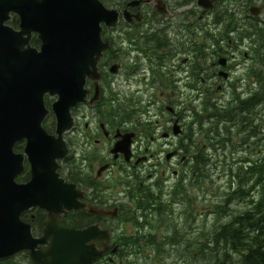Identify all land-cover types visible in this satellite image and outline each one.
Instances as JSON below:
<instances>
[{
    "label": "water",
    "instance_id": "obj_1",
    "mask_svg": "<svg viewBox=\"0 0 264 264\" xmlns=\"http://www.w3.org/2000/svg\"><path fill=\"white\" fill-rule=\"evenodd\" d=\"M10 12L19 17V32L3 28ZM114 18L96 0H0V260L27 251L29 264H89L101 253L94 249L103 245L96 231L58 227L60 213L81 206L74 186L57 178L55 160L65 154L60 136L70 125L69 109L82 101L85 78L97 77L105 47L98 26ZM31 33L39 52L28 46ZM47 94L58 99L52 105L57 139L40 127ZM23 140L32 179L16 185L21 159L12 148ZM30 207L47 212L36 239L19 219Z\"/></svg>",
    "mask_w": 264,
    "mask_h": 264
},
{
    "label": "flooded vegetation",
    "instance_id": "obj_2",
    "mask_svg": "<svg viewBox=\"0 0 264 264\" xmlns=\"http://www.w3.org/2000/svg\"><path fill=\"white\" fill-rule=\"evenodd\" d=\"M110 0H107L109 2ZM128 0H123L117 4H111V7L115 8L120 16H123V11L126 6V2ZM165 1V0H164ZM168 1V0H167ZM214 5H218V0H211ZM236 3L230 2V0H225L220 8V18L217 19H208L206 22L207 32L209 37L213 35L216 31L220 29L224 33L225 36L222 38H226L224 42L219 46V48H215L210 51L212 46H206V50L208 51V55L206 57V65L204 66V79H201L204 87L211 90L215 87V91L219 94L226 92L227 90H231V88H235L239 86V78H237L236 72L245 67L247 70V77L251 84H247L245 88H240L241 92H238L237 96L241 99L246 97L245 104H253L254 109V117L255 122L258 123L260 127V131L264 133V123H260V118H264L260 116L261 109L260 104L255 97V92L252 86L258 85V76L255 72H253L252 76H250L249 67L244 64L243 60L239 58V55H242V58L247 59L246 61H252V50L244 47L247 41L240 40L241 35L244 32V27H247L248 32H252V23L257 25H264V19H258L249 14L252 6H257L259 9L258 14L264 15V0H234ZM166 4V2H165ZM167 5V4H166ZM247 7V12H243L245 7ZM152 6L150 4H144L141 6L139 12L141 15V21L136 23L133 18L138 11L137 9H128L129 20H132V23L128 26V31L134 32L133 34L128 35V37H133V42H141L146 43L150 37L139 33L137 34L136 30L138 25L147 20V17L150 16ZM150 11V12H149ZM191 13V12H190ZM134 21V22H133ZM126 30V27L123 30H119L116 28L115 30L107 33V38L109 42L114 46V50L110 52L111 61L118 59L117 62L120 67L124 66V62L122 58L125 57V53L122 52L125 43L122 41L125 40L123 38V32ZM122 35V37H118L116 35ZM227 36V37H226ZM223 41V40H222ZM188 48L190 49V44L187 43ZM130 46V45H129ZM157 46V45H155ZM154 46V47H155ZM249 46V43H248ZM253 46H257V43L253 44ZM160 48L163 46L160 45ZM243 50L246 52L243 53ZM166 53H171L168 50ZM225 58V66L222 69L226 73V78L218 77V72L221 70L219 67L217 60L218 57ZM191 58L188 56V59ZM216 58V60L214 59ZM130 59L131 66H129V72H134L136 74L143 72L145 69L142 68L141 62H137L136 59ZM174 58L170 61L171 70H165V79L164 82L168 88V91L163 94L159 93V97H154L148 107L141 108L139 110V115L136 114L135 118L132 120L131 115L126 113V108L123 109L118 107L116 110L104 109L101 107L103 103L102 100H98L96 105L91 106L84 104L79 106L73 112V124L74 128L69 133L71 139V143L75 150L80 154H83L85 158L90 159L85 163V168L88 171L94 170V177L96 179L104 178L106 179L111 175L114 178L116 173H119L117 170H121L125 167L123 163V159L120 155L116 158L109 155V151L112 145L119 141L123 134L128 132H133L135 134L134 139L132 141L131 150H132V159L134 162L140 157L143 158L145 154H148L149 160L147 164H149V168L145 172V177L148 179L146 183L142 181L138 182V188L143 190L154 191L157 190L160 186L163 187V193H167L169 186L168 182L171 179H174V183L182 182L184 186H186L185 176L188 172H186V166L190 164L192 160L191 156L186 153L187 150V135L188 132L186 130V124L184 120L185 111L180 108V106L176 105L180 102V97L178 93V84L179 80L176 78V73L178 70L177 66L174 65ZM184 60L185 65H188ZM183 63V60H182ZM153 66L150 68L152 69ZM196 69L193 66L188 67V71L194 72ZM162 72L161 69H159ZM117 77V76H116ZM113 77L112 80L116 79ZM136 79V77H134ZM162 79H159L161 81ZM220 82V84H218ZM256 84V85H255ZM213 93V92H212ZM253 94V95H252ZM90 96V95H89ZM218 96L217 94H212V97ZM232 93H230L229 101L235 102V97ZM191 98L188 97L187 100L182 101L183 104H186L188 100ZM163 105L164 115L159 116L156 114V111ZM95 108V109H94ZM167 108H170L168 110ZM94 109V110H93ZM152 109V111H150ZM93 110V111H92ZM91 111L93 117L89 123L88 120V112ZM125 111V112H124ZM100 112L103 114L104 119H100ZM177 123L180 129V135L173 136V124ZM149 127L152 131L147 135L145 132V127ZM139 147L141 149L139 150ZM161 155V156H160ZM160 156V157H159ZM129 164L131 171L126 172L128 175L138 173H142L140 167L135 168V164ZM107 166L105 170L99 171L101 167ZM144 166V165H143ZM127 168V169H130ZM159 168V173L157 175L156 171ZM189 169V168H188ZM159 176V178H158ZM90 204V203H89ZM96 205V203H92ZM108 207L106 203H103L102 206Z\"/></svg>",
    "mask_w": 264,
    "mask_h": 264
},
{
    "label": "rangeland",
    "instance_id": "obj_3",
    "mask_svg": "<svg viewBox=\"0 0 264 264\" xmlns=\"http://www.w3.org/2000/svg\"><path fill=\"white\" fill-rule=\"evenodd\" d=\"M125 88L126 85L121 89ZM150 93V91L147 92L144 100H148ZM222 102L225 103V100H222ZM198 104L199 100L192 102V106H198ZM187 122H190L189 118ZM255 124L257 122L254 121L252 127ZM219 129L221 132V127ZM235 132V128H232L231 133L233 135L231 137V143L226 144L223 149L216 152L215 159H217L218 163L211 171V174L217 185H223L225 180V170L222 168L223 160L235 163L233 165H239V163H236L239 158H249L253 161L254 165H257V162L263 158L261 157L264 155V136L261 135L262 131H258L255 139L246 137V135L236 134ZM256 142L258 143L257 145ZM231 144L234 147H237L238 144L241 145L243 151H240L239 148L232 150ZM247 149L250 151L254 150L253 156L250 157L248 155ZM257 151H260V153ZM244 161L246 162V160ZM194 198L189 205H186L184 213V205H173L172 214L166 217L168 223L172 221L175 224L178 245H163L160 252L156 254L153 251V246L145 244L143 250H140V253L136 257H128V261L131 264H244L241 256L244 250L240 246H237L238 249L233 251L222 243H219L218 246L214 245L213 226L216 224V221L215 217L209 213V201H206L200 195H195ZM245 201H247V198ZM226 220L227 218L224 217L220 221L225 223ZM171 233L172 230L162 228L155 234L154 241L161 243L162 235H170ZM252 236L253 233L249 232L248 238H241L239 241H250ZM143 242H145L144 239L141 241V244ZM202 245L205 247H201Z\"/></svg>",
    "mask_w": 264,
    "mask_h": 264
},
{
    "label": "trees",
    "instance_id": "obj_4",
    "mask_svg": "<svg viewBox=\"0 0 264 264\" xmlns=\"http://www.w3.org/2000/svg\"><path fill=\"white\" fill-rule=\"evenodd\" d=\"M37 44L36 41H34ZM252 173H250L251 175ZM258 216L249 217L246 213L243 216H237L233 219V224H228L225 227H219V229L213 235V243L218 246L222 243L224 246L234 248L235 243H230L233 239L248 238V233H253L252 238L249 241V248L246 249V254L243 256L245 264H264V236H263V223H264V208L258 207ZM77 222L83 220V217H76ZM258 223L256 226L255 224ZM257 230V231H255ZM137 237L129 236L124 238V242L129 243L130 246L137 245ZM228 244V245H227ZM139 245H137V248ZM1 264H15L10 262H3Z\"/></svg>",
    "mask_w": 264,
    "mask_h": 264
},
{
    "label": "bare ground",
    "instance_id": "obj_5",
    "mask_svg": "<svg viewBox=\"0 0 264 264\" xmlns=\"http://www.w3.org/2000/svg\"><path fill=\"white\" fill-rule=\"evenodd\" d=\"M242 111H244V112H249L250 111V108H247V109H242ZM225 215L227 216V217H230L231 216V214L228 212V211H226L225 212Z\"/></svg>",
    "mask_w": 264,
    "mask_h": 264
}]
</instances>
